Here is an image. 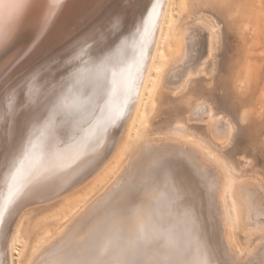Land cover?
I'll use <instances>...</instances> for the list:
<instances>
[{
    "label": "bare ground",
    "instance_id": "1",
    "mask_svg": "<svg viewBox=\"0 0 264 264\" xmlns=\"http://www.w3.org/2000/svg\"><path fill=\"white\" fill-rule=\"evenodd\" d=\"M122 1L0 3V264H264V180L222 153L232 120L201 96L186 121L208 136L151 125L158 86L180 95L214 72L217 24H178L181 0H145L121 32ZM258 14L262 30L264 0H247V45ZM59 57L70 73L46 94L42 71Z\"/></svg>",
    "mask_w": 264,
    "mask_h": 264
},
{
    "label": "rangeland",
    "instance_id": "2",
    "mask_svg": "<svg viewBox=\"0 0 264 264\" xmlns=\"http://www.w3.org/2000/svg\"><path fill=\"white\" fill-rule=\"evenodd\" d=\"M220 1L181 0L183 11L179 16L178 24L185 22L189 17L206 14L218 26L219 40L215 46V70L210 75L201 73L197 77L189 79L186 90L180 95H172L167 89L158 86L156 93L157 109L151 125L152 128L156 129L170 127L176 122H181L185 126L199 131L202 135L208 136L207 129L202 122L190 124L186 121V115L191 104L197 98L204 96L213 103L218 111L226 114L234 124L233 137L227 146L221 149L222 153L235 169L244 172H257L264 180V29H260L261 17L258 14L256 16V34L248 38L250 42L247 45L238 30L243 25L242 13L247 0H224L223 3ZM145 2V0H141V4L140 0L122 1L118 10L122 23L118 31H126L133 26L135 20L142 13ZM232 10H236V13L229 15V11ZM133 12L136 15H133ZM122 15L124 17H121ZM132 19L134 20L132 21ZM107 28L96 34L95 40L86 44L90 50V55L98 54L96 50L100 51V45L103 43L99 40L101 35L107 33L110 27L106 30ZM107 37L106 42H110L114 35L107 34ZM98 43L100 45L96 46ZM196 58L197 56L192 60H196ZM54 61L49 68H46L47 70L42 71L44 78L41 80V87L44 91L47 90L46 94H51L54 91L57 83L66 78L70 73L68 70L72 67L68 60H64V57H59L58 60ZM64 61L66 62L63 63ZM60 64L62 67L59 66ZM49 69L50 71H48ZM62 70H64L63 73H61ZM53 79L60 81L56 82ZM53 81L54 83H52ZM51 84L53 86L55 84L54 89H52ZM49 88L53 91L50 92ZM44 91L41 92L44 94ZM23 102L20 104L22 106L18 109L19 111L27 108L26 102H24L25 104ZM242 155L252 159L250 167H240L238 157ZM39 204L41 205V203L35 204L36 211L30 214L29 219L38 213L36 208H39ZM32 205L27 206L28 209L26 207L27 211L32 209L30 208ZM36 234V231L33 232L30 240H34Z\"/></svg>",
    "mask_w": 264,
    "mask_h": 264
},
{
    "label": "snow or ice",
    "instance_id": "3",
    "mask_svg": "<svg viewBox=\"0 0 264 264\" xmlns=\"http://www.w3.org/2000/svg\"><path fill=\"white\" fill-rule=\"evenodd\" d=\"M0 3H3V0H0ZM4 43H5V38H4L3 34L0 33V46H3ZM101 52H103V48H101ZM103 67H105V65L101 64V68H103ZM101 77H102V73H97L95 78L99 82L101 80ZM98 88H100L101 91H102V84L101 83H98ZM12 103L13 102H12V99H11V96H10L9 97V105L11 106ZM79 107H80L79 105L73 106L72 111L73 112H78L79 111ZM7 211H8V206L7 205L3 209H0V222L3 221V215Z\"/></svg>",
    "mask_w": 264,
    "mask_h": 264
}]
</instances>
